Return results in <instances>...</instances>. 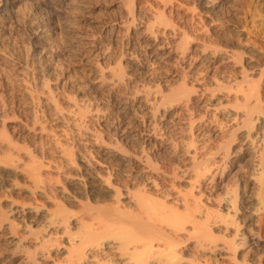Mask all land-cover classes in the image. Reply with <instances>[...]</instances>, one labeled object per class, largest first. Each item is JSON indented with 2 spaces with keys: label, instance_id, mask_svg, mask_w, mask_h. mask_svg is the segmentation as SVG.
I'll list each match as a JSON object with an SVG mask.
<instances>
[{
  "label": "bare ground",
  "instance_id": "bare-ground-1",
  "mask_svg": "<svg viewBox=\"0 0 264 264\" xmlns=\"http://www.w3.org/2000/svg\"><path fill=\"white\" fill-rule=\"evenodd\" d=\"M183 2L0 0L34 55L83 71L60 101L58 65L17 86L44 88L61 139L42 161L48 143L0 129V264H264V58L210 40Z\"/></svg>",
  "mask_w": 264,
  "mask_h": 264
},
{
  "label": "rangeland",
  "instance_id": "rangeland-1",
  "mask_svg": "<svg viewBox=\"0 0 264 264\" xmlns=\"http://www.w3.org/2000/svg\"><path fill=\"white\" fill-rule=\"evenodd\" d=\"M178 1H181V2L184 1L183 3L186 6L189 7V6L192 5L191 8H194L195 11L197 10L195 12L196 16H200V17H198V20L195 21L194 25H196V27H197L198 26L197 24H199L198 21L200 19V24L201 25L200 24L199 25L200 26H204L205 28L208 29V31L210 33V40L215 41V42L219 41L220 43H226L227 42L229 46L231 45V47H235L236 49H239V50H241L243 52H245V51L249 52V53L257 56L258 58H262V57L264 58V0H218V1L216 0V3L217 2L219 3V5L217 4L218 8L217 7H216L217 9L214 8L215 9V10L213 9L214 11L212 9H209V10H207L208 12L207 11L206 12L202 11L199 8L198 4L196 3L197 2L196 0H195V2L193 0H183V1L182 0H178ZM247 4H248V6H247ZM198 10H200V11H198ZM76 11H78V10H76ZM5 14H4L5 17L3 15H0V19H2V20H0V111H1L0 112V116H2V117H0V125H1L0 129L2 128V125H3V128H4V130L1 129L3 131H1V130L0 131L4 132V133L7 131L6 133H7V135H9V137L11 136L13 138L14 137L16 138V136H17V139H15V141L17 140V143H19V142L23 143V141H25V142L27 141L28 143L27 142L26 143L24 142V143L28 144L27 147L29 146L31 148L30 150H34L33 152H37V150H41V153H42L44 151L43 149L49 147L48 151L50 150L49 152L51 153V151L54 149L53 146H55L54 142H56L57 140H60L61 138L60 137H58V138L56 137L58 135L57 133H59V132L56 130L55 126L53 127L52 121L49 122L51 120V111L49 112V109L47 107H44L43 105H42L43 107L40 106L41 103H40V98H39L38 94H40V92H42L43 91L42 89H44V88H38L35 85V88H33L34 91L32 90V92H34L33 94H35V95L32 94V98L34 97L33 98L34 100L29 102V100H31V99H28L23 94H21L22 92H20V89L17 86L19 85V83L21 81L22 82H24V81L27 82L28 81L27 82L28 84L35 83L34 80H37V78H36V74L33 72V69H34L33 67L35 66L34 62H37V61L40 60V63L44 67H45L46 64H48V63L51 64L52 63L51 65H53L54 67H57V65H58V67L54 70L56 74H54V71H53L52 74L55 75L54 76V77H56L55 79L59 78L61 80V82L59 81V79H58V81L56 80V82H58V83H55L54 80H51V79H53V76L51 75V76L48 77V75H46V74H49L50 72L46 73L47 70L45 71V73H46L45 77L46 78H44V79L48 80V82L46 80V83H48V86L50 85V91L51 90L53 91L52 95L57 93L56 95H54V97L56 96L55 98H57L58 97L57 95H59L58 93H60V92H62L64 90V88L62 87L63 85L61 84V83H64V80L66 81L65 77H67V76H64V75H68V73H69L67 78L71 77L70 78L71 81H77V80L80 81L83 78V71L80 72L82 69L81 68L77 69V66H73V67L72 66H68V65H70V64H68L69 61H72L73 58L71 60L69 59V61L67 59V60H65L66 61L65 62L63 60L62 61L57 60V58H55L50 53H39V55H40L39 57H37L38 54L34 55L33 54V50H34L33 47L35 46V41L33 40L34 38L32 36L31 31L28 30L29 28L26 26V24H24L25 23L24 20H22V18H21V20H19L20 18L15 19L16 17H12L11 18L10 15H7V14L5 15ZM206 15H207V17H206ZM203 16H204V18H203ZM2 17H4V18H2ZM212 17H213V19H212ZM196 19H197V17H196ZM214 20L217 23L216 22L213 23ZM20 21H22V22L20 23ZM81 21L82 20L79 19L78 20V24L80 23L79 25H82L83 27L85 26L84 29H86V24L83 21L82 22ZM222 21H223V23H222ZM83 23H84V25H83ZM21 24L22 25L24 24V26H22ZM212 24L215 25V26H213L214 28L212 27ZM25 27H27V28H25ZM204 27H201V28H204ZM87 28L90 29V26H87ZM207 29H204V30H207ZM214 29L216 31H214ZM213 34H215V35H213ZM212 35H213V37H211ZM2 37H3V39H1ZM217 38H218V41L216 40ZM24 45H26V46H24ZM23 50L29 51V54L31 52V54L28 56V58L26 60L27 61V63H26L27 65L24 64L28 68L25 67L24 65H23V68H22V66H20V64H19V61L21 59V55L23 53ZM17 52L19 53V55H18ZM11 53H13V54H11ZM14 54L17 57L20 56V57H18L19 61L17 60V57ZM72 55L73 56H71V57H74V54H72ZM4 56H5V58H4ZM30 56H32V57H30ZM34 56H36L37 58L34 57ZM22 57L24 58V55H22ZM96 58H95V60H96ZM33 59H35V60L33 61ZM19 70H20V72H19ZM60 73H61L62 77L60 76ZM7 77H9V78L7 79ZM50 77H52V78H50ZM57 84H59L61 86H59ZM53 85H54V87H53ZM263 86H264V81L262 83V87ZM55 87L56 88L58 87L60 90L58 88L56 89ZM36 88L37 89H41L42 91L41 90H37L38 92L40 91L37 94V91L35 90ZM41 95L42 94H40V96ZM60 96H61V93H60ZM60 96L58 97L59 101H60ZM3 104H4V106H3ZM26 106H28V107H26ZM36 107H37V109H36ZM22 109H24V110H22ZM24 111H26V112H24ZM31 116H32V118H31ZM35 116H37V117H35ZM47 117L50 118V120H48ZM3 118H4V121H7V122L3 121V123H7L9 125H11L13 122L14 123L17 122L16 124H14L15 126H12V129H13V127H16V128L13 129L14 132L10 128L11 126L6 127L8 129L5 130L4 124L1 123V121H2L1 119H3ZM6 118H7V120H6ZM40 118H42V119H40ZM12 120H14V121H12ZM31 120H32V122L34 124L33 125L34 128L35 129L37 128L36 130L33 129V128H27L29 126V124H30V126L32 125L31 124L32 123ZM20 121L23 124L24 123H26V125L28 124V126L27 127H25L26 125L23 126V124ZM18 124L20 125V127H19ZM51 127H52V129H55V130H53V131L51 130L50 131ZM15 129H17V130H15ZM30 129L34 130V131H29ZM8 131H9V133H8ZM1 132H0V134H1ZM45 132L48 133L49 135H46ZM51 132H54V133L51 134ZM24 133L25 134L27 133L26 136H24L25 135ZM30 133H33V134L31 135ZM34 133H36V134H34ZM12 134H13V136H12ZM29 134H30L31 137L34 136V139L31 138L30 136H27ZM50 134H51V136H50ZM53 134H55V135H53ZM52 135L55 137V139L57 138V140L52 139L53 138ZM37 136L39 137V140L36 141V139H38ZM47 136H49V137H47ZM27 137L31 138V141L32 140L33 141L30 143L29 142L30 139L27 138ZM50 137H51V139H50ZM27 139H29V140H27ZM49 140H51L52 143ZM34 142H36V144L38 145V147H36V149L34 147L36 145ZM22 143L20 145H22ZM24 143H23V145H25ZM32 143H34V144H32ZM47 143H48V147H46ZM41 144H43V145H41ZM69 144L70 143L66 144L65 146H68ZM51 146L53 148H50ZM25 147H26V145H25ZM40 147H45V148L41 149ZM71 147L72 146L70 144L69 148L71 150L68 147H67V150L72 152V148ZM46 151H47V149H45V152H43L44 154H43L42 158L45 157L44 158L45 160L43 159L42 161H47L46 158L50 160V157H52V156H53V158H51V160L54 159L55 151H52L51 154H53V155H51V156H50V153L48 151L47 152ZM47 155H48V157H46ZM41 156H42V154H41Z\"/></svg>",
  "mask_w": 264,
  "mask_h": 264
}]
</instances>
